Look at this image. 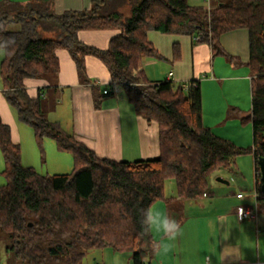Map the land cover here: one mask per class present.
<instances>
[{"label":"trees","instance_id":"16d2710c","mask_svg":"<svg viewBox=\"0 0 264 264\" xmlns=\"http://www.w3.org/2000/svg\"><path fill=\"white\" fill-rule=\"evenodd\" d=\"M214 5L207 11L188 0H94L89 10L56 14L55 0L0 1L3 96L19 122L33 130L43 155V142L49 138L74 162L73 172L64 175L43 176L24 167L21 146L0 116L7 181L0 186V243L5 239L13 264H83L91 251L107 248L129 253L131 264H142V257L152 252L153 236L142 228L141 210L166 199V182L175 181L179 199H201L209 178L231 169L243 155L255 160L256 204L264 214L258 168L264 158V0H217ZM239 29L249 33L252 109L242 118L253 127L248 149L216 137L204 125L198 82L190 90L170 80L153 83L144 69L145 59H162L148 38L150 32L189 37L208 44L213 56L233 60L221 38ZM99 31L117 32L105 51L79 40L82 32ZM61 50L71 55L82 79L87 58L98 59L110 75L109 88L122 86L136 114L158 124L157 158L100 159L45 116L43 95L31 97L27 82L58 74ZM180 57V45L174 43L173 59ZM100 91L94 96L97 109L113 95Z\"/></svg>","mask_w":264,"mask_h":264},{"label":"crops","instance_id":"0c3cea01","mask_svg":"<svg viewBox=\"0 0 264 264\" xmlns=\"http://www.w3.org/2000/svg\"><path fill=\"white\" fill-rule=\"evenodd\" d=\"M8 1L25 4L31 0ZM93 1L55 0L54 11L56 14H62L67 11L89 10ZM116 33V31L82 32L79 34V40L86 46L105 51ZM175 37L177 39L172 42L171 39H166L169 38L167 35L162 34L160 38L166 42L167 50L161 54L160 38L154 35V31L149 33V40L162 56L160 60L168 64L164 72L161 70V74L157 68L156 72H152V62L144 63L147 79L153 83L170 80L177 85L198 82L202 92L204 125L216 137L230 141L238 148L250 147L251 130L248 131L244 126L239 131L234 130V125L228 126L226 119L227 114H233V111L241 113L239 109L243 107L242 99L245 98L246 86L248 88L250 86L251 89L252 109L248 31L239 29L222 36V48L233 58L230 60L227 57V61L216 59L218 56H213L208 44L196 43L189 37ZM174 43L180 45L179 60L173 59ZM57 55L60 71L53 76L55 82H48L49 76L27 82L31 97L43 95V110L44 104H49L51 99L54 100L55 107L47 118L51 122L59 123L67 133L73 134L100 159L136 162L157 158L160 154L159 126L156 122L148 121L136 114L122 86L110 87L113 95L104 99L100 109L96 108L95 93L99 95L100 90L109 88L111 84L106 67L98 59L89 57L86 60L85 79H82L67 51H58ZM240 68L243 69L239 71ZM170 74L173 76L169 77ZM11 108L3 95L0 96V116L3 122L11 127L14 142L20 145L22 139L19 126L22 123L18 120L17 112L14 115ZM235 113L234 115L239 117ZM252 139L254 140L253 127ZM217 183L230 186V183L228 185ZM219 190L216 185L209 182L208 191L201 199L183 200L178 196H168L153 205L154 209L177 220L181 230L175 240H167L163 233L153 231V245L163 242L169 245V250L156 253L152 245L147 264H205V257L212 254L213 264H220L219 248L225 243L222 239L224 229L213 225L223 216H227L229 220L230 239L227 243L239 247L241 259L235 264H264V228L260 221L258 219L240 221L237 210L243 206L237 203L242 202L245 197L238 198L241 194L239 193L236 201L232 199L233 204H226L224 199L226 196H221ZM251 198L253 204L245 206L254 208L257 199L256 189ZM225 264L229 262L226 261Z\"/></svg>","mask_w":264,"mask_h":264},{"label":"rangeland","instance_id":"374dc122","mask_svg":"<svg viewBox=\"0 0 264 264\" xmlns=\"http://www.w3.org/2000/svg\"><path fill=\"white\" fill-rule=\"evenodd\" d=\"M190 6L193 7H207V0H188ZM217 1H213V4H216ZM129 14V11L125 12ZM156 33V34H155ZM154 35H157L159 38L162 37V34L158 32H154ZM166 37V36H165ZM166 39H171L174 42L177 37L175 35H167ZM44 38H48L45 36ZM180 39V38H179ZM161 40V49H159L160 53L163 54L165 50H167V46L165 47V43L162 38ZM174 40V41H173ZM158 43L160 41H157ZM164 42V43H162ZM156 43V44H158ZM216 59H224L227 61L228 58L226 56H218ZM3 60V53L0 51V65ZM152 62L151 70L152 72L163 71L165 70L166 65L168 64L164 60L148 58L144 60V63ZM158 65V66H156ZM243 68H240L242 70ZM162 71L160 72L162 74ZM160 74V75H161ZM159 75V76H160ZM54 74L49 75L48 82L54 81ZM249 89V90H248ZM3 82L0 75V96L3 95ZM4 97V96H3ZM243 107H240L241 114L239 117H236L234 113L227 114V125H234V130H238L244 127H247L248 131L251 130V146L253 144L252 139V123L249 121L247 123L242 122V118H245L250 115L251 110V89L250 86H246L245 88V98L242 99ZM55 107V102L51 99V102L48 104H44V114L46 117H50L49 112L53 110ZM14 115H16V110L11 108ZM234 116V117H233ZM244 126V127H242ZM19 127V134L21 136V154H22V164L24 167H31L37 170L43 176H53V175H64L71 174L74 170V162L71 154L61 153L57 149V145L52 139H45L42 145L44 150V155L42 154L41 148L35 139V135L33 130L24 124H21ZM232 128V129H233ZM250 147H244L243 149H248ZM5 170L4 159L0 151V186H4L7 181L3 175ZM218 178H221L230 183V186L219 185L216 181ZM209 182L211 184L216 185L219 188V192L221 196H226L225 202L226 204H233L234 199L236 201L237 194L241 193L245 199L241 202L239 201V206H245V204L252 205L253 199L252 193L255 192L256 189V178H255V168H254V158L252 155H243L236 159L235 165L231 167V169H222L215 172L210 178ZM165 194L168 196H177V189L174 180H169L165 184ZM216 201V200H214ZM258 220L260 221V225L264 228V214L258 216ZM7 243L5 239L1 240L0 243V264H13L12 256L6 251ZM117 258L119 260L117 261ZM131 264V255L129 253H116L113 249L107 248L103 250H94L91 251L89 255L84 259L83 264Z\"/></svg>","mask_w":264,"mask_h":264},{"label":"clouds","instance_id":"9594fccd","mask_svg":"<svg viewBox=\"0 0 264 264\" xmlns=\"http://www.w3.org/2000/svg\"><path fill=\"white\" fill-rule=\"evenodd\" d=\"M140 223L145 233H151L153 231L163 233V237L167 240H175L181 230L179 222L170 216L162 213L159 210L149 206L146 209L141 210ZM229 220L227 216H223L217 219L214 223V227L223 228L222 239L225 241L222 247L219 248V262L220 264H235L240 258L239 247L235 244L227 243L230 239V230L228 228ZM169 245L163 242L153 245V251L159 253L160 251L167 252ZM213 255L205 257V264H213ZM119 258H117V261ZM142 264H147V257H142Z\"/></svg>","mask_w":264,"mask_h":264},{"label":"built area","instance_id":"2783aa9c","mask_svg":"<svg viewBox=\"0 0 264 264\" xmlns=\"http://www.w3.org/2000/svg\"><path fill=\"white\" fill-rule=\"evenodd\" d=\"M213 1H217V0H207V11H212L215 7V5L213 4ZM199 40V39H198ZM173 74H170L169 77H172ZM195 85H193L192 82H189V83H186L183 85V87L186 89V90H190L191 87H193ZM111 92L110 88H105L103 93L105 95L109 94ZM256 192H257V182H256ZM243 195L242 194H239L238 195V198H242ZM258 208H257V204L254 208H251V207H247V206H243V207H240L238 208L237 210V217L240 221L242 220H246V219H255L257 220L258 219Z\"/></svg>","mask_w":264,"mask_h":264},{"label":"water","instance_id":"95a60500","mask_svg":"<svg viewBox=\"0 0 264 264\" xmlns=\"http://www.w3.org/2000/svg\"><path fill=\"white\" fill-rule=\"evenodd\" d=\"M258 168H259V171H260V178H261V191L264 194V158H260L258 160ZM217 182L223 183V184H226V185L229 184L228 181H225V180H223L221 178H218Z\"/></svg>","mask_w":264,"mask_h":264}]
</instances>
